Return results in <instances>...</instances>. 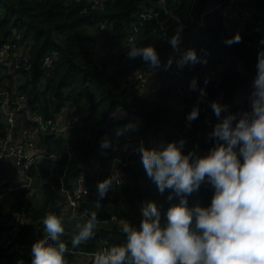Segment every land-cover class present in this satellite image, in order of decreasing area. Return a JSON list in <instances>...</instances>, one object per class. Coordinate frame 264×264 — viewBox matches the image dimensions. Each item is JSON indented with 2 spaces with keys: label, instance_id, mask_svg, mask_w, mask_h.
I'll use <instances>...</instances> for the list:
<instances>
[{
  "label": "trees",
  "instance_id": "trees-1",
  "mask_svg": "<svg viewBox=\"0 0 264 264\" xmlns=\"http://www.w3.org/2000/svg\"><path fill=\"white\" fill-rule=\"evenodd\" d=\"M165 1L164 8L159 0H106L103 9L94 11L87 0H0V45L15 41L30 49V68L21 69L24 81L18 87L28 95L31 109L47 118L67 106L70 117L78 120L67 134H41L48 151L68 150L54 164H38L28 170L36 180L41 202L34 200L36 194L29 189L3 185L9 203L0 209V229L16 213H21L25 223L12 244L0 248V264H31L32 233L38 227L44 229L42 219L48 212L62 217V186L71 187L81 174L91 178L92 161L104 164L113 153V147L101 144L112 141L116 126L135 125L138 141L150 149L183 141L185 154L206 155L217 143L210 134L220 118L210 110L214 126L209 127L201 106L217 101L237 114L250 109L258 53L264 51V0H237L250 16L239 32L241 42L232 45L225 41L236 33L229 32L220 11L228 0ZM151 8L157 15L141 20V13ZM102 23L106 28L100 27ZM178 27H182L180 49L195 50L201 62L178 67V75L161 77L155 96L142 94L131 74L151 67L141 57L128 56L130 37L134 34L138 47L154 46L162 65L176 56L168 40ZM46 56L54 58L48 75L42 68ZM208 67L215 70V77L207 73ZM194 79L195 91L190 87ZM200 88L206 96L197 103ZM172 97L177 106L170 102ZM194 106H198L199 116L189 122L187 116ZM124 170L123 184L112 185L102 198L97 189H90L75 216L89 218L96 211L98 222L108 225L94 229L93 237L75 248L71 239L79 230L65 228L61 239L73 251L65 254L67 264H80L79 255H90L93 264L95 253L122 243L123 223L139 227L142 207L148 201L157 204L161 223L166 224L167 209L179 198L171 189L158 190L146 174L141 155L132 157ZM213 195L214 188L205 181L188 197L189 206H209Z\"/></svg>",
  "mask_w": 264,
  "mask_h": 264
},
{
  "label": "clouds",
  "instance_id": "clouds-1",
  "mask_svg": "<svg viewBox=\"0 0 264 264\" xmlns=\"http://www.w3.org/2000/svg\"><path fill=\"white\" fill-rule=\"evenodd\" d=\"M182 27L168 43L179 52ZM236 33L225 43H240ZM264 43V41H261ZM128 56L141 57L153 69L161 67L155 47H138L129 41ZM201 62L195 50L189 49L177 60L180 68ZM170 57L165 68L170 67ZM196 90L194 79L190 85ZM206 96L199 89L198 102ZM250 109L239 114L228 106L213 101L211 108L220 118L210 136L217 143L206 155L182 151L184 142L170 141L159 150L143 144L138 149L146 174L163 193L171 189L178 203L169 206L167 222L161 223V211L154 201L142 207L139 227L123 223L125 240L95 253L93 264H264V51L258 53L257 75L250 94ZM226 113L221 118V114ZM199 116L194 106L189 122ZM127 125L117 135L131 129ZM102 147L108 146L105 140ZM242 158V159H241ZM207 181L214 188L209 206H189L188 197ZM118 177L101 181L97 190L102 198ZM173 197L169 195L168 199ZM75 218V216H73ZM97 213L92 211L87 222L72 239V247L94 235ZM45 235L32 247L31 264H67L69 251L61 237L65 233L61 216L48 212L42 219Z\"/></svg>",
  "mask_w": 264,
  "mask_h": 264
},
{
  "label": "built area",
  "instance_id": "built-area-1",
  "mask_svg": "<svg viewBox=\"0 0 264 264\" xmlns=\"http://www.w3.org/2000/svg\"><path fill=\"white\" fill-rule=\"evenodd\" d=\"M87 1L90 2V8L94 11L101 10L106 5V0ZM159 4L165 8L166 1L159 0ZM154 11L155 9L151 8L142 12L140 15L141 20L150 19L157 15ZM220 11L226 26L229 19L239 14L240 28L236 33L245 29L250 11L240 6L237 0H228ZM201 24L204 23L201 21ZM161 26H163V23H161ZM100 27L104 29L106 25L102 23ZM135 31H137V27ZM229 32L232 33L230 30ZM129 40H134V34ZM182 53L184 51L181 49L179 52L175 51L176 56L172 57L170 67L165 68L167 61L158 69H138L132 72V78L138 80L140 92L153 97L162 85L161 77L178 75L177 60ZM29 60V47L20 46L15 41H8L0 45V171L6 168H16L23 179L12 185V188L29 189L34 193L36 180L28 175V170L38 164L52 165L68 152L64 148H57L52 152L48 151L41 143V134H67L78 125V120L70 117V111L67 106L62 107L59 112L51 114L47 118L31 109L28 95L20 91L18 87L24 81L21 69L30 68ZM53 60L52 56H46L42 62V68L47 71V75ZM207 73L215 77V70L212 68L208 67ZM211 104L212 101H207L200 108L209 127L214 126L210 111L212 110ZM108 146L113 147V153L107 155L104 164L98 159L92 161L93 174L91 178L81 174L71 187L62 186V217L78 216L81 202L89 194L90 189H97L98 184L104 179L116 176L118 177V182H114L112 185L119 186L123 184L126 177L125 166L132 157L140 156L138 149L141 144L136 134L129 136L114 135L112 141H108ZM2 222L3 220L0 221V227ZM24 223L21 213L14 214L11 223L0 229V248H7L12 244ZM44 235L45 230L40 227L36 228L32 233L28 250L31 260L33 259V244L43 238ZM90 260L91 256L89 255L84 264H91ZM15 264H24V262L18 261Z\"/></svg>",
  "mask_w": 264,
  "mask_h": 264
},
{
  "label": "rangeland",
  "instance_id": "rangeland-1",
  "mask_svg": "<svg viewBox=\"0 0 264 264\" xmlns=\"http://www.w3.org/2000/svg\"><path fill=\"white\" fill-rule=\"evenodd\" d=\"M237 14V13H236ZM238 16L236 17V28L233 27V25L230 23L231 19H229L227 21V26L229 28L230 31L236 33L239 31V17L240 15L237 14ZM170 102L174 105V106H177L178 105V101L175 97H172L170 99ZM127 125H133V124H122V125H118L115 127L114 129V133L117 134L118 130H123L125 128V126ZM131 130H133L132 128L127 130V131H123V133L121 135H132L130 134ZM16 168H9L6 172V177L4 178V180H2V178L0 179V209H6L8 203H9V198L7 197V195L1 190L2 189V185H5V184H10V186L14 185L12 182H9V179L12 178V177H15L16 179L19 178V176L15 175V172H16ZM6 180V181H5ZM37 191V192H36ZM35 198L34 200L36 202H41L42 201V197H41V194H40V191H39V188L38 186H36V190H35ZM63 218V221H64V228H68V227H71L73 230H80V227H82L88 220L87 217L85 216H79V217H75L73 218V216H70L68 218ZM78 225L80 227H78ZM108 225V223L106 222H97V225L95 227V229L101 227V226H106ZM86 256L85 255H79L78 258H77V262L80 263V264H84L85 261H86Z\"/></svg>",
  "mask_w": 264,
  "mask_h": 264
},
{
  "label": "crops",
  "instance_id": "crops-1",
  "mask_svg": "<svg viewBox=\"0 0 264 264\" xmlns=\"http://www.w3.org/2000/svg\"><path fill=\"white\" fill-rule=\"evenodd\" d=\"M236 17L237 16H233L232 18H231V21H230V23L233 25V27L234 28H236V26H237V24H236ZM133 127H132V129L133 130H131V132H130V134H136V126L135 125H132ZM115 135H117V134H115ZM119 136H129V135H119ZM9 168H6L5 170H1L0 171V177L2 178V180H4V178L6 177V172H7V170H8ZM15 175H17V176H19V178L18 179H16L15 177H12V178H10L9 179V182H12L13 184H16L18 181H20V180H22L23 178H22V175H21V173L17 170L16 172H15ZM0 178V179H1ZM6 181V180H5ZM10 185V184H9ZM3 186V185H2ZM37 192V191H36ZM36 192H34L33 194H35Z\"/></svg>",
  "mask_w": 264,
  "mask_h": 264
}]
</instances>
